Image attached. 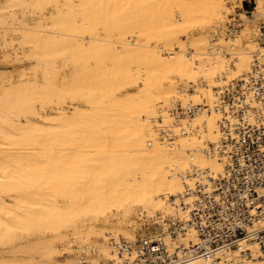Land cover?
I'll use <instances>...</instances> for the list:
<instances>
[{
  "label": "bare ground",
  "instance_id": "obj_1",
  "mask_svg": "<svg viewBox=\"0 0 264 264\" xmlns=\"http://www.w3.org/2000/svg\"><path fill=\"white\" fill-rule=\"evenodd\" d=\"M229 1H124L121 7L138 6L136 15L120 19L135 24L128 28L96 25L87 8L97 0H0V245L15 251L0 264H38L37 257L61 252L54 245L69 230V244L90 264L82 256L101 254V247L73 240L99 231L111 220L103 214L128 216L140 203L153 212L150 219L167 205L169 213L181 212V195L223 171L215 146L228 106L223 87L231 73L247 75L264 63V45L244 47L241 36L225 43L209 34L192 39L189 28L211 27L233 11ZM77 8H84L81 17ZM251 16L243 12L241 19ZM230 20L216 36L229 34ZM226 57L235 62L226 65ZM198 103L194 117L173 110ZM19 227L30 228L29 239L50 236L32 242L33 252L14 237ZM119 229L102 232L119 243V234L129 236ZM191 239L198 240L195 228L168 242L189 246ZM111 247L109 261L131 257ZM218 256L220 263L190 264H264L236 249Z\"/></svg>",
  "mask_w": 264,
  "mask_h": 264
},
{
  "label": "built area",
  "instance_id": "obj_2",
  "mask_svg": "<svg viewBox=\"0 0 264 264\" xmlns=\"http://www.w3.org/2000/svg\"><path fill=\"white\" fill-rule=\"evenodd\" d=\"M227 31L235 30L230 26ZM257 32L263 40V20ZM222 94L228 106L221 112V137L215 146L225 158L223 171L210 174L209 182H200L193 193L181 195V212H161L152 218L161 229L153 230L148 224L135 240L115 243L121 255L127 251L130 258L103 264H190L195 258L220 263L219 253L235 249L243 257L264 259V63L256 62L252 72L234 77ZM202 107V103L180 104L173 110L179 116H193ZM187 188L191 190L188 184ZM191 228L198 232L196 243L193 239L189 246L168 242L169 236L186 235ZM253 244H258L257 252ZM87 256L82 257L89 262Z\"/></svg>",
  "mask_w": 264,
  "mask_h": 264
},
{
  "label": "rangeland",
  "instance_id": "obj_3",
  "mask_svg": "<svg viewBox=\"0 0 264 264\" xmlns=\"http://www.w3.org/2000/svg\"><path fill=\"white\" fill-rule=\"evenodd\" d=\"M124 1L128 0H97V2H95V4L92 7H88L87 8V14L90 15V13H92V18H95V22L96 25L100 26L102 21H106L108 22V24L110 26L113 25L114 22H117L119 25L121 23H125L128 24V28H132L135 24L130 23V21H124V20H120L122 18H126V17H131L136 15L137 10H138V6L135 5L134 7H128L126 6L125 8H129L127 10H125L124 6L121 7V5L124 3ZM125 3V4H126ZM142 5V4H141ZM229 6H232L233 11H231V13L229 14H225L226 12L224 11L223 13V17L221 19L216 20V22H213L212 26L206 29H202L201 26H197L195 28H189L190 29V37L189 38H199L200 36H203L204 34H209L210 36L215 35L214 41L215 40H222L223 43L225 42H232V39L235 36H241L243 38V46H247L253 48L256 47L258 44L259 45H264V34H263V40L259 39V38H255V32L258 31L259 26L261 25V21H264V1H263V7H259V1L258 0H253V3L249 2L248 0H230L228 3ZM141 7V6H140ZM84 9V8H83ZM83 9H76V13L74 14L75 16L79 15L80 17L82 16L81 13L83 14ZM249 9H252L249 11ZM224 10H226L224 8ZM73 11V10H72ZM242 12V13H241ZM243 12L245 14H249L251 17L250 19H241ZM143 13V12H142ZM70 15V14H69ZM68 15V16H69ZM143 15V14H142ZM147 15V13L145 14ZM232 18V22H230V26L232 28H234V33L233 35H231V33L229 32V34H224L221 36V34H219L218 36H216L217 33H219V26L221 23H224L223 20H227L228 18ZM226 18V19H225ZM115 19V20H114ZM252 20V21H251ZM146 21V20H145ZM73 22H70V24H72ZM80 23H78V25H80ZM140 26L145 27V24L141 23ZM112 30V29H111ZM126 30V29H124ZM122 32V31H121ZM120 32V34H121ZM236 32V33H235ZM217 38V39H216ZM220 38V39H219ZM175 43V42H173ZM165 53V52H164ZM103 56L101 55V58ZM226 65L227 64H231L233 61V59L231 60L230 57H226ZM228 67V66H227ZM224 73V72H223ZM230 76L232 77H237L236 73H231ZM239 76V75H238ZM219 88V87H217ZM191 91H194V89H192ZM126 94H123V97H125ZM182 98L183 97H179ZM215 101V100H214ZM162 103V102H161ZM175 112V110H174ZM197 114L190 116V117H194ZM184 116V115H182ZM219 117V116H218ZM217 117V118H218ZM169 139H173L171 137H169ZM201 164L206 165L207 159L206 161H200ZM182 179V178H181ZM183 181V180H182ZM183 186H184V182H183ZM166 205V203H165ZM172 209H168V205L167 207H164L162 209L157 210L158 213H161L162 211H167L165 213H169L168 211H171ZM149 214H153V212L149 213L148 210L144 209V205L142 203L138 204L136 207H134L133 211L131 212V214L129 213V215H125L123 212L117 213L116 211H114V213H110L109 214H103L106 215V217L111 218V220L109 222H106L105 224H101L98 226V230L101 232V234H99V231H95V232H91L88 236H86L87 238H85L83 235L84 233H80L82 234L81 236H79L77 239L73 240L74 243H81V242H88L91 246L93 245H97L99 248L101 247V254L98 252L96 253L91 251V255L90 257H88L89 259V263H90V259H92V262L90 264H95L97 261H99L101 259V263H108L110 257H112V247L111 244L112 242L115 244V241H113L114 239H112L113 234L110 235V237H105L104 232H102L103 230L106 231H117L119 228V230L121 231H125V234H128L129 236H124V234H119V240L124 239L125 237L128 238H134L136 237L139 233H141L144 228L148 225L151 224V228L153 230L155 229H161V225H158L156 223H153L151 221V219L147 216ZM91 216V214H84V215H80V217H89ZM147 216V217H146ZM30 230V228L24 229L23 227H19L17 233H14V237L19 241L26 243V247L29 249H32V242H39V244H43V241L46 240L45 237H49L50 235H46L44 237H40V238H33V239H29L25 236V233H27ZM33 231V229H32ZM31 231V232H32ZM88 232V231H87ZM85 232V233H87ZM28 235V234H27ZM74 236L73 232L71 230L68 231V234L65 236H63L61 238V240L54 245V249L55 250H60V253H53L52 256H48V257H43V258H39L37 257V260H35L38 264H51L53 262L59 263V264H81L82 260H81V252L78 251L76 248V246L73 248L71 247V245L69 244L68 240L70 238H72ZM184 235H181L180 237H182ZM116 239V238H115ZM33 251V249L31 250ZM11 249H8L7 247L0 245V257L3 256H10L11 254H13ZM34 252V251H33ZM21 254V253H20ZM5 258V257H4ZM19 259L22 258H26L25 256L18 255ZM111 263V262H109ZM84 264V263H82Z\"/></svg>",
  "mask_w": 264,
  "mask_h": 264
}]
</instances>
